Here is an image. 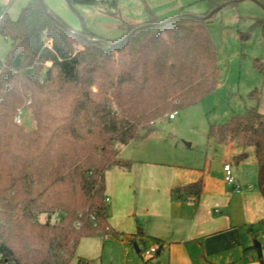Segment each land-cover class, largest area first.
<instances>
[{"label": "trees", "instance_id": "trees-1", "mask_svg": "<svg viewBox=\"0 0 264 264\" xmlns=\"http://www.w3.org/2000/svg\"><path fill=\"white\" fill-rule=\"evenodd\" d=\"M225 1L205 0V12L165 24L168 17L145 6L148 18L123 20L116 39L69 27L39 0H29L15 19L0 15V35L10 41L0 56V264H69L81 237L117 233L104 181L106 170L128 166L117 145L145 138L156 121L217 86V51L201 16ZM229 1L219 9L236 2ZM254 65L264 76V63ZM259 94L253 89L248 97L258 101ZM18 110L29 111L32 129L14 121ZM207 138L240 148L233 163L251 147L264 191L263 113L251 108L210 124ZM201 188V180L177 185L171 196H198Z\"/></svg>", "mask_w": 264, "mask_h": 264}, {"label": "crops", "instance_id": "crops-1", "mask_svg": "<svg viewBox=\"0 0 264 264\" xmlns=\"http://www.w3.org/2000/svg\"><path fill=\"white\" fill-rule=\"evenodd\" d=\"M28 1L0 0L7 4L5 9L0 7V15L9 17L11 10L10 18L15 19ZM129 1L134 5L131 15L134 23L148 18L145 6L158 18L183 12L170 11L174 0ZM196 1L183 0L181 4ZM206 9L207 4L206 8L201 6L197 11L188 12L200 14ZM51 10L56 13L53 7ZM117 148L128 166L105 171L108 221L125 234L126 241L153 240L149 248L157 246L154 253L158 264H198V260L202 264H230L238 250L260 233L264 225V191L255 184L256 164V176L239 171L233 174L238 185L234 188L223 177L222 162L231 161L228 155L220 158L219 171L214 173L207 151L198 153L196 161H190L189 153L162 146L160 135L155 131ZM197 180L202 182L198 196H171L173 187Z\"/></svg>", "mask_w": 264, "mask_h": 264}, {"label": "rangeland", "instance_id": "rangeland-1", "mask_svg": "<svg viewBox=\"0 0 264 264\" xmlns=\"http://www.w3.org/2000/svg\"><path fill=\"white\" fill-rule=\"evenodd\" d=\"M42 1L47 8L53 7L69 27L75 29L85 26L107 39H116L123 33L126 28L123 20L135 22L131 16L134 5L129 0H105L104 4L98 6L73 7L65 0H60L61 4L59 0ZM174 1L170 10L174 13L184 9L197 11L201 6L206 8L205 0H197L193 4H181L183 0ZM0 7L5 9L7 4L0 3ZM8 13L11 17V10ZM180 13L193 12L177 14ZM206 23L217 51L219 82L200 101L177 111L174 119L165 116L156 121L153 131L160 135L162 146L167 150L179 149L184 154L189 153L190 161H196L198 153L204 154L207 151L212 171L217 173L220 158L228 155L232 161L231 156L240 148L217 144L208 139V126L221 124L232 115L244 113L251 108H257L264 114V76L254 65L255 60L264 63V0L236 1L206 18ZM9 48L10 41L0 35V56H4ZM253 89L260 91L258 101L248 97ZM21 123L27 130L35 126L28 110L23 111ZM224 149H227L226 153ZM245 150L247 155L243 161H232V175L239 171L246 176H256L253 149L246 147ZM43 218L41 215L40 219ZM115 230L117 233L114 235L81 237L69 264H158L155 253L146 254L153 240L145 238L142 241H126L125 234L117 228ZM256 243L260 247H256ZM245 247L238 250L235 260L230 264H264L263 224L260 233ZM197 262L202 264L199 260Z\"/></svg>", "mask_w": 264, "mask_h": 264}, {"label": "water", "instance_id": "water-1", "mask_svg": "<svg viewBox=\"0 0 264 264\" xmlns=\"http://www.w3.org/2000/svg\"><path fill=\"white\" fill-rule=\"evenodd\" d=\"M232 1H239V0H232ZM229 2H230V1L228 0V1H225V2L221 3L219 6H217V7L213 8V9H211L207 14H205V15H203V16H201V17H202V18H208V17H210V16H211L215 11H217L220 7H222V6L226 5V4H228ZM39 3H40V5H41L42 9L44 10V12L47 13V9H46V6H45V4L43 3V1H42V0H39ZM183 15H192V16L196 17L195 15L190 14V13H180V14H177V15H175V16L169 17V18H167V19L161 21L160 23H161V24H165V23H167V22H169V21H172L173 19H176L177 17H181V16H183ZM60 25H61V27H62L63 29H65L66 31H70V28H69L68 26L63 25V24H60ZM145 25H147V24H142V25H140V26L135 27L132 31L128 32V33H127L122 39H124L125 37L131 35L134 31H136V30L139 29V28L144 27ZM151 25H152V24H151ZM83 37H84V36H83ZM88 40H89L90 42H96V43L105 44V45H108V46L113 44L112 42H107V41H103V40H100V39H88ZM119 41H120V40H119ZM186 144L189 145V143H186Z\"/></svg>", "mask_w": 264, "mask_h": 264}, {"label": "built area", "instance_id": "built-area-1", "mask_svg": "<svg viewBox=\"0 0 264 264\" xmlns=\"http://www.w3.org/2000/svg\"><path fill=\"white\" fill-rule=\"evenodd\" d=\"M46 45L50 46V41H46ZM176 111H173L172 113H169L167 115L168 119H173L175 117ZM21 118H22V112L20 110L17 111V114L14 117V121L16 123H21ZM222 171H223V177L224 180L231 184L234 188H238V185L232 175V162L229 160H223L222 162ZM157 249V246H152L150 247L147 251L146 254L149 253H154Z\"/></svg>", "mask_w": 264, "mask_h": 264}]
</instances>
